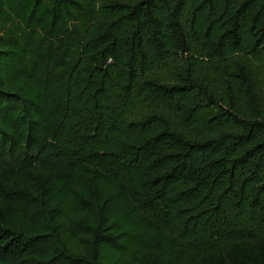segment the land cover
Masks as SVG:
<instances>
[{
	"label": "trees",
	"instance_id": "obj_1",
	"mask_svg": "<svg viewBox=\"0 0 264 264\" xmlns=\"http://www.w3.org/2000/svg\"><path fill=\"white\" fill-rule=\"evenodd\" d=\"M0 264H264V0H0Z\"/></svg>",
	"mask_w": 264,
	"mask_h": 264
}]
</instances>
